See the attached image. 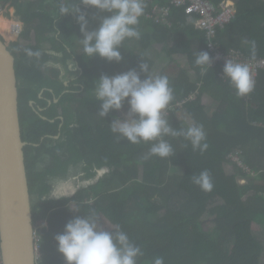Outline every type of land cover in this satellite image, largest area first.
Segmentation results:
<instances>
[{
    "label": "trees",
    "instance_id": "obj_1",
    "mask_svg": "<svg viewBox=\"0 0 264 264\" xmlns=\"http://www.w3.org/2000/svg\"><path fill=\"white\" fill-rule=\"evenodd\" d=\"M5 1L0 0V3ZM211 1L219 4L222 0ZM236 4V17L223 28H218L213 39L208 38L205 31L196 30L195 26L181 28L180 23L186 24L189 17L182 9L173 7L171 10L176 12L174 16L178 22L174 30L147 23L141 17L138 26L141 36L124 41L120 49L121 63H109L99 57L88 58L81 43L69 44L67 47L76 55V62L82 69L73 85L79 93L61 96L66 86L56 68H47L58 73L53 77L39 74L48 60L41 54L40 45L26 47L20 41L11 46L16 58L23 140L37 143L42 136L58 134L61 121L52 123L50 120L63 115L65 122L61 131L68 137L70 156L58 170L50 173L65 172L69 164L76 165L81 161H88L89 165L95 162L111 169L110 175L100 183L101 187H108L107 193L101 194L93 205L80 206L77 214L66 212L64 204L67 199L61 200L63 205L59 204L60 201H42L40 210H34V223L37 220L49 223V230L46 228L41 232L43 258L40 264H65L57 251L55 236L63 232L65 224L75 216L95 214L99 219L100 213L113 228L119 225L141 248L143 255L137 264H153L156 257H163L164 264H263L264 246L254 224L264 226V69L259 71L254 90L241 97L229 80L221 77L223 63L205 71L195 63L199 51H207L213 58L209 41L225 54L236 51L252 61L264 59V0H237ZM30 12L28 9L26 16L22 17L25 28L20 39L27 40L34 30L40 42L47 32L49 35L48 29L55 30L52 29L54 22L44 11ZM89 13L92 15L90 25L96 27L99 18L107 15L94 8ZM191 19L198 22L196 16ZM145 24L152 29L151 41L162 46V53L169 60L159 75L168 77L173 90L174 99L170 106L176 107L185 101L177 113L166 119L177 130H184L191 124L180 119L182 114L202 125L208 144L203 152L194 150L183 136H165L164 139L172 145L173 154L168 158L150 155L151 143L132 144L111 131L112 120L122 118L120 112H112L106 118L98 115L100 105L92 90L101 75L114 76L130 69L140 71L141 62L146 63L149 73L153 74L155 63L134 54L137 45L133 46V43L142 41ZM73 26V22L65 21L61 38H70L76 33L77 28ZM49 40L59 44L52 38L42 40L41 44ZM252 41L256 44L255 59L252 58ZM57 47L59 50L66 48L63 45ZM29 51L40 55L29 56ZM178 54L186 56V70L172 66L173 58ZM141 76L144 78L143 73ZM201 81L203 84L199 88ZM42 88L53 92L47 90L40 98ZM198 89L195 100L189 99ZM206 93L218 101L217 109L204 107L202 98ZM56 98H60L58 103H54ZM30 101H34L36 107L47 108L42 113L46 119L36 112ZM127 111L128 105L125 104L122 112ZM75 114L79 116L78 128L71 127ZM34 151L36 148L32 146L25 147L28 178L34 192L44 195L49 185L45 174L35 170L38 155L35 156ZM232 155H238L243 166L232 161ZM227 164L233 165L232 174H228ZM170 170H179L180 173L169 177ZM203 171L210 175V191L192 182V176ZM240 179L251 180L241 184ZM97 196V192H93L73 200L80 203Z\"/></svg>",
    "mask_w": 264,
    "mask_h": 264
},
{
    "label": "clouds",
    "instance_id": "obj_2",
    "mask_svg": "<svg viewBox=\"0 0 264 264\" xmlns=\"http://www.w3.org/2000/svg\"><path fill=\"white\" fill-rule=\"evenodd\" d=\"M81 2L85 7L107 13L99 18L97 27L89 30V20L79 5L73 0H61L60 15L74 16L80 25L83 39L79 40L84 55L88 58L99 57L109 63H121L123 56L120 49L125 40L140 38L138 27L140 18L145 13L146 4L149 3H145V0H81ZM15 26L12 30L17 34L13 29ZM22 32L21 26V32L17 35L20 36ZM251 50L252 58L255 59V41L251 42ZM27 54L37 57L40 55L39 52L31 51ZM195 63L205 71L209 67L212 68L213 58L209 52L199 51ZM74 68L75 64L72 70ZM139 69L140 71L130 69L114 76L101 75L95 81L92 91L100 105L98 112L100 117L106 118L112 112H121L125 104L128 105V111L123 119L112 120L111 131L132 144L151 143L149 154L160 158H168L173 154L172 145L164 139L165 136H183L191 143L194 150L198 149L201 152L207 150L208 144L205 142L206 134L202 125L193 122L186 129L177 130L166 119V112L174 99L168 77L150 74L148 65L143 62L140 63ZM57 70L61 76V71ZM141 73L144 74V78ZM223 77L229 80L238 96H247L254 90L255 80L248 63L234 62L227 58L223 67ZM192 95L194 94H191L189 99ZM252 175L255 176V173ZM191 179L205 191H210L212 188L207 171L194 175ZM246 180L239 181L241 184H247ZM47 198L59 201L65 198L68 200L69 197L63 186H57ZM93 199L96 198L87 200L92 202ZM41 225L46 226L43 230L46 228L49 230L48 222L41 223L39 220L37 224L34 223L37 264H40L43 258V238L39 230ZM55 240L57 251L64 257L65 264H137L138 258L143 255L141 248L130 240L128 234L119 225H115L111 231L105 230L100 226L95 214L75 216L65 224L63 232L57 234ZM0 248L2 254L1 232ZM153 264H164L163 257L154 258Z\"/></svg>",
    "mask_w": 264,
    "mask_h": 264
},
{
    "label": "water",
    "instance_id": "obj_3",
    "mask_svg": "<svg viewBox=\"0 0 264 264\" xmlns=\"http://www.w3.org/2000/svg\"><path fill=\"white\" fill-rule=\"evenodd\" d=\"M26 146L20 122L16 58L0 36V232L4 264H37ZM105 171L99 170L94 182Z\"/></svg>",
    "mask_w": 264,
    "mask_h": 264
},
{
    "label": "crops",
    "instance_id": "obj_4",
    "mask_svg": "<svg viewBox=\"0 0 264 264\" xmlns=\"http://www.w3.org/2000/svg\"><path fill=\"white\" fill-rule=\"evenodd\" d=\"M16 0H7L5 2H1V6L3 7L2 12L0 13V17L2 18V20L0 21V30H2L3 34H6L8 37H5V39H12L9 40V46L11 47L14 43L20 42L23 45L22 46H36V45H40L41 48V54L43 55V57H48L52 55H55V57L57 58V60L61 63H67L69 61H72V59L76 60V55L74 56L71 52V50L67 47L69 44L73 45L76 44V42L80 43L79 39H83V35L82 33L79 31V27L80 25L77 23L76 19L74 16H68V17H62L60 15V2L61 0H17V4L15 3ZM74 3H77L81 9V11L84 12V14L86 15V17L89 20V30H91L92 28H95L96 26H91L90 25V21H91V17L92 15H90L89 10H91L92 8H88L85 7L83 5V3L81 2V0H73ZM37 3V4H35ZM30 9V13L32 14L33 11H35L36 13H38L39 11H44L46 12L48 15L51 16V19L54 22V25L52 27V29H55L54 31H56V33H54L53 30L48 29L47 31H49V35L48 32L42 37V40L48 39V38H52L53 40L56 39V41L59 42V44H57L56 42H52V41H46L45 43L41 44V41H38V35L34 32V27H32V32H30L29 34V38L27 40H22L20 39V36L22 35H17L13 32L12 27L15 25H19L20 27L22 26V31H24L25 28V22L23 21L22 17L26 16V12L27 10ZM173 11V10H172ZM170 13V15L167 16H161L160 14L157 15H153V8L151 5L146 4V8H145V13L142 16L143 20L145 22H149L152 23L153 25H158V26H162L165 27L169 30H174L175 29V24L178 23L176 20V16H174V14L176 12H172ZM181 11V10H179ZM8 14L9 17H5L4 14ZM188 16V15H186ZM8 21L12 22L11 26H8ZM65 21H71L73 22V25L77 28L76 29V33H73L71 35L70 38H61L62 35V25ZM16 23V24H15ZM145 32L144 35L142 36V41H136L133 43V46H135L137 43H143L144 44H148V46H144L143 44L140 46V51H138V49L134 48V54L138 57H141L142 60L144 61H154L150 58H148L147 56H145V52H148L151 50V45L152 46H159V44H156L155 42H153L152 36H151V32L152 29L149 28L148 24H145ZM73 26V27H74ZM181 28H186V27H192L195 26L196 30H200L197 25H196V21H193L191 19V17H187L186 19V24L184 23H180ZM4 28H10V32H12L14 35L12 37H10V32L8 30H5ZM7 31V32H6ZM203 31V30H202ZM6 32V33H5ZM23 33V32H22ZM51 36V37H50ZM4 38V37H3ZM57 45H63L65 48V50H59ZM51 46V51H49V47ZM48 48V49H46ZM70 56H72L73 58H70ZM178 56H183L184 59L186 60V64H187V58L186 56H184L183 54H178L177 56H174L173 60L174 62L172 64H175V57ZM181 64L176 63L174 66H180ZM54 67V66H53ZM61 67L65 70V72L67 71L69 72H76V70H71L67 64H61ZM56 68V67H54ZM58 69V68H56ZM76 69H78V74H82V69L80 67V65L77 63L76 65ZM60 70V69H59ZM64 73L62 72V75ZM78 76V75H77ZM80 76V75H79ZM78 76V77H79ZM203 82L201 81L199 83V88L202 87ZM199 93V89L198 91L190 98L192 100H195L196 98V94ZM208 95L209 97H211L209 95V93L204 94L203 98H202V103L204 105V107L207 109L210 108V106H205L204 104V98L205 96ZM211 109V108H210ZM213 109V108H212ZM211 109V110H212ZM107 189L108 187L102 186L101 188V193L100 194H105L107 193ZM108 193H111L110 191H108Z\"/></svg>",
    "mask_w": 264,
    "mask_h": 264
},
{
    "label": "flooded vegetation",
    "instance_id": "obj_5",
    "mask_svg": "<svg viewBox=\"0 0 264 264\" xmlns=\"http://www.w3.org/2000/svg\"><path fill=\"white\" fill-rule=\"evenodd\" d=\"M78 79V76L76 78V80ZM75 80V81H76ZM74 82H70L67 84L66 89L62 92L61 96L64 94H68V93H79V90H75L74 89ZM49 90L51 92H53L52 89L49 88H42V90L40 91V98H43L44 93ZM83 90V88H82ZM60 96V98H61ZM60 98L58 99V102L60 100ZM57 102V103H58ZM54 103L55 99H54ZM52 102L49 101V106H51ZM30 105L36 109V112L41 115L47 108H43L41 106L36 107V103L34 101H30ZM41 117L43 119H46L47 117L43 116V114L41 115ZM79 116L78 114H75V119H74V125L71 127H75L78 128L79 124H77L76 122H78ZM56 120H60L61 124H60V128L58 130V134L56 135H45L42 136L39 140V142H34V141H30V139L28 141H26L27 146H32L34 148H36V151H34V155L37 156L38 155V159L36 161V165H35V170L39 173H43L45 174V180L47 181V184L49 185L48 191L46 194L42 195L39 193H35L34 190L32 189L31 183L29 181V191H30V195H31V202H32V208H33V215H34V210L35 212L38 210H40L39 205H41L42 201H58L56 199H52V198H47L50 196L52 190L54 188H56L57 182L60 180H65L68 181L69 175L71 173L72 170H74L75 168H78L80 165L83 168V171L80 175V177H86L87 180H92L91 183H89V186H81L79 187V185L77 184V189L74 190L73 187H71V184L69 183H65L62 184L60 186H63L65 188V186L67 187V184L70 185L69 189H66L67 195H68V201L64 204L63 202H61L60 199L59 204L63 205L64 204V209H66L67 213H72L77 214L80 210V206L83 205H93L95 200L99 198V196L101 195V186L100 183L103 179H105L107 176L110 175V167L108 166H98L97 163L93 162L92 165H89L88 161H81L79 163H77L76 165L74 164H69L66 171L65 172H61L57 175H52L50 172L53 170H58L60 165L62 164V162H65L66 160L69 159L70 153L68 150L69 147V143H68V137L67 135H65L64 132L61 131V129L64 126V122H65V117L63 115L58 116L57 118L50 120L52 123H55ZM50 139V140H47ZM47 140V141H46ZM26 146V147H27ZM80 164V165H79ZM105 169L106 171L103 173L102 177L100 178L99 182L96 183L93 180L98 176V171ZM41 169V170H39ZM93 173L94 176H90V174ZM27 176H28V171H27ZM72 178V177H71ZM75 180H79L78 178H75ZM104 182H106V180H104ZM99 188V189H98ZM83 191H86V193H84ZM80 192H83L82 195H80ZM93 192H97L98 196L96 199H93L92 202L88 201L87 199H84V202H80L78 203L77 201L73 200V198L76 197H83L85 195H88L90 193ZM34 194V195H33ZM36 197V202H33V197ZM67 199V198H65ZM71 204L75 205V209L71 208ZM39 220L36 221V224ZM46 226L41 225L39 226V230L42 232V230L45 228Z\"/></svg>",
    "mask_w": 264,
    "mask_h": 264
},
{
    "label": "built area",
    "instance_id": "obj_6",
    "mask_svg": "<svg viewBox=\"0 0 264 264\" xmlns=\"http://www.w3.org/2000/svg\"><path fill=\"white\" fill-rule=\"evenodd\" d=\"M228 2L229 1L226 0L221 1L219 4H215L211 0H145V3L151 4L153 8V15L160 14L161 16L168 17L174 7L182 9L185 11V14L190 17L196 16L198 18V22L196 23L197 27L205 31L207 37L212 39L215 37L218 28H223L225 25L232 22V20L236 17V11H234L232 3ZM1 11L2 7L0 5V12ZM13 29L17 34L21 32V27H19V25H16ZM208 47L213 53L212 66H215L217 63L224 64L227 58L232 59L234 62L248 63L252 68L256 85L259 71L260 69H264V59L252 61L251 59L246 58L244 55L242 56L236 51L230 54H225L218 50V48L210 41L208 43ZM221 77L228 81L226 77H223V74H221ZM184 103L185 101L179 103L176 107L169 106V109L166 112V117L170 116L172 113H177V109L181 108ZM233 156L235 155L230 157L231 160ZM240 161L242 163V160ZM0 264H3L1 248Z\"/></svg>",
    "mask_w": 264,
    "mask_h": 264
},
{
    "label": "rangeland",
    "instance_id": "obj_7",
    "mask_svg": "<svg viewBox=\"0 0 264 264\" xmlns=\"http://www.w3.org/2000/svg\"><path fill=\"white\" fill-rule=\"evenodd\" d=\"M236 1L235 0H231L229 2L232 3V6H233L234 11L237 12V4H236ZM4 16L5 17H9V15L6 14V13L4 14ZM1 20H2V18L0 17V21ZM7 22H8V26H11L12 22H10L8 20H7ZM4 29L5 30H8L10 32V28L9 29L8 28H4ZM13 35L14 34L12 32H10V37H12ZM0 36L1 37L3 36L4 39H5V37H8L6 34H3L2 30H0ZM5 40H6V43L9 44V40H12V39H8V40L5 39ZM136 45L137 46H135V47H137L138 51H140L141 48L139 46H141V44L140 43H137ZM48 47H49V51H51V48L52 47L51 46H48ZM9 49L12 51V48L10 46H9ZM46 49H48V48H46ZM145 56H147L148 58L154 60L153 62L155 63V67L153 69V74L152 75H159V73L162 71V69L169 62V60L165 58L166 55H164L162 53V46L161 45H159V46H152L151 45V50L148 51V52H145ZM70 58H73V57L70 56ZM47 59L49 61H47L45 63L46 65L44 64L45 65L44 70H41L40 73L37 71L39 74H44V75H46V77L49 74L50 77H53L54 74H58V73L57 72H53L52 70H48L47 68L49 66H54V67L60 69V71H61V77H62L60 79H62L64 81V83H67V84L70 83V82H74L76 80V78H77V75L78 76L81 75V73L80 74L77 73L78 72V69H76L77 62H76L75 59H72V61H69L67 63L68 64L67 66L71 70H72V66L75 64V68L73 69V71L76 70V72L74 74H68L67 71L65 72V70L61 67V64L63 65V63L59 62L57 60V58L55 57V55H52L51 54V56H48ZM43 60L45 61L46 58H43ZM175 61H176V63L181 64L180 67H182L184 70L187 69L186 60L184 59L183 56L175 57ZM175 64H172V66H174ZM57 65L59 67H57ZM37 72H35L34 74H36ZM62 72L64 73L63 75H62ZM188 74H189V72H188ZM190 74H193V73L190 72ZM40 94H42V93H40ZM204 104H205V106H210L211 109L212 108L213 109H217L218 108V105H219V103H218L217 100H215L212 96L209 97L208 95H206L205 98H204ZM126 113L127 112H122V111L119 113V115L122 117L121 119H123L125 117ZM180 119L181 120L182 119H186L190 123H193L188 117L185 118V116L183 114L180 115ZM88 156H91V155H88ZM232 160L234 162L238 163L239 166H242L243 165L241 163V161H240L241 158H239L238 155L233 156L232 157ZM140 169H142V166L140 167ZM226 169H227L228 174H232L234 172V167H233L232 164H227L226 165ZM39 170H41V169H39ZM82 171H83V168L80 165L78 168H75L74 170L71 171V173L69 175V178H68V181L60 180V181L57 182V185L60 186V185L65 184V183H69V184H71V187L74 188V190L77 189V184L79 185V187H81V186H89L88 184L91 183L92 180H87L86 177H80V176H83V175H80L82 173ZM179 173H180L179 170H173V171L170 170V172L168 173V175H169V177H171V176H175L176 174H179ZM168 175H167V177L165 175V177L168 178ZM78 177H79V180H75V178H78ZM246 181H247L246 183H248L249 182V179H247ZM242 182H244V181L242 180ZM69 184H67V187L65 186L66 189H69V187H70ZM33 202H36V197L35 196L33 197ZM71 208L75 209V205L74 204H71ZM98 218H99L98 219V222H99V224H100V226L102 228H104L105 230H111V228H113V226L103 217V215L101 213L99 214V217ZM210 219H212V217ZM254 230L256 231L259 239L261 240V242L263 243V246H264V226H258L257 224H254ZM59 255H60V257L64 258L60 253H59ZM263 264H264V259H263Z\"/></svg>",
    "mask_w": 264,
    "mask_h": 264
},
{
    "label": "bare ground",
    "instance_id": "obj_8",
    "mask_svg": "<svg viewBox=\"0 0 264 264\" xmlns=\"http://www.w3.org/2000/svg\"><path fill=\"white\" fill-rule=\"evenodd\" d=\"M16 24V23H15Z\"/></svg>",
    "mask_w": 264,
    "mask_h": 264
}]
</instances>
